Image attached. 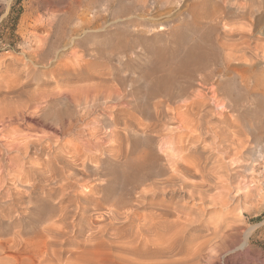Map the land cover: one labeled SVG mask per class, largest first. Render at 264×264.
<instances>
[{
  "label": "rangeland",
  "instance_id": "374dc122",
  "mask_svg": "<svg viewBox=\"0 0 264 264\" xmlns=\"http://www.w3.org/2000/svg\"><path fill=\"white\" fill-rule=\"evenodd\" d=\"M216 1L159 0L151 17L147 0H0V264H264V167L220 141L252 147L243 133L264 123V0H229L221 18ZM244 34L253 63L228 69L223 47ZM178 135L195 141L182 154ZM181 156L210 170L207 205L175 186L157 233L153 183ZM229 184L240 195L210 203Z\"/></svg>",
  "mask_w": 264,
  "mask_h": 264
},
{
  "label": "bare ground",
  "instance_id": "6f19581e",
  "mask_svg": "<svg viewBox=\"0 0 264 264\" xmlns=\"http://www.w3.org/2000/svg\"><path fill=\"white\" fill-rule=\"evenodd\" d=\"M159 0H147L146 3H144L140 10L143 13L148 14L149 16L153 17V13L154 11L159 7V2H157ZM229 2V0H220V1H216L215 3V11L216 13L219 14V18H221L222 16L226 17V16H230L233 17L234 14L231 12H227L226 10V4ZM94 4L97 5V2H95ZM85 6V5H84ZM120 6V5H119ZM95 8V5L93 6ZM92 7V8H93ZM122 7V5H121ZM114 8V7H113ZM123 8V7H122ZM119 9V8H118ZM122 10V9H121ZM245 10V9H244ZM123 11V10H122ZM240 11V10H239ZM238 11V12H239ZM102 14H100V12H98L97 10H93L91 13V16L88 19H83L80 20L81 25L84 27V29L86 28V26H93L94 24L100 25L99 21L101 22L100 18ZM82 18V17H81ZM149 18V17H148ZM80 19V18H79ZM103 20V19H102ZM153 20V19H152ZM220 20V19H219ZM147 21H149L147 19ZM157 21V20H156ZM261 21L262 19H259L257 24L261 25ZM73 22V21H72ZM153 22V21H152ZM222 22V21H221ZM150 23V22H149ZM214 23V22H213ZM216 23V22H215ZM79 24V23H78ZM80 25V24H79ZM155 24H152L151 27L154 29ZM158 25V24H157ZM158 26L161 27V29L159 30L160 32L165 31L166 25L163 24V22H161ZM157 26V27H158ZM80 28V26H77ZM210 27V26H209ZM91 28V27H90ZM117 28V27H116ZM212 29V28H211ZM77 30V29H76ZM79 30V29H78ZM77 30V31H78ZM81 30V29H80ZM94 30V29H93ZM145 31V30H144ZM170 31V30H169ZM180 31V30H179ZM214 31V30H213ZM215 32V31H214ZM72 33V32H71ZM151 35V34H150ZM251 36V35H250ZM249 34H244L242 35V37H240V39L238 40H234V42H231L230 45H228V47H223V49H229L227 54H226V61L228 62V69L234 67L233 65L231 66V64H242V63H248L251 62V60L248 58L247 52L246 50L250 47V37ZM76 40V39H75ZM258 45H256L257 47ZM261 46V45H260ZM259 48V47H258ZM264 57V56H263ZM234 62V63H233ZM253 63V62H251ZM250 63V64H251ZM249 66H247L246 71H249ZM252 65V64H251ZM236 66V65H235ZM235 71V70H234ZM249 73V72H248ZM259 73V72H258ZM221 74V73H220ZM231 77V76H230ZM250 77V76H248ZM230 79V78H229ZM256 79V78H255ZM227 80V79H226ZM244 80V79H243ZM171 81V80H170ZM233 81V80H232ZM258 81V80H257ZM226 82V81H225ZM235 82V81H234ZM250 82V81H249ZM217 83V82H216ZM262 83V82H261ZM222 84V83H221ZM241 86L243 87L244 85L242 83H240ZM238 85V84H237ZM226 86V85H225ZM220 87V84H219ZM227 87V86H226ZM225 87V88H226ZM241 87V88H242ZM257 87V86H256ZM261 87V86H260ZM130 88V87H129ZM245 88V87H244ZM227 89V88H226ZM260 90V89H259ZM77 91V90H76ZM126 91V90H125ZM248 91V90H247ZM181 92V91H180ZM209 92V91H208ZM236 92V91H235ZM253 92V91H252ZM260 92V91H259ZM263 92V91H262ZM261 92V93H262ZM211 97L210 100L213 101L211 102V104L213 103L215 107H217V109H223L224 108V104L220 103L218 101V91L217 89L211 88L210 92ZM113 94V93H112ZM226 94V93H225ZM264 94V93H263ZM247 95V94H246ZM85 96V95H84ZM129 96V95H128ZM208 93L206 94L205 92H199L197 93L196 97H198L197 100H201L204 101L207 99ZM84 98V97H83ZM228 98V97H227ZM247 98V97H246ZM116 99V98H115ZM73 100V98H72ZM108 100V99H107ZM195 100V99H194ZM108 102V101H107ZM111 102V101H110ZM177 103V102H176ZM99 104V103H98ZM185 104V103H184ZM91 105V104H90ZM107 106V105H106ZM105 108V107H104ZM134 109V108H133ZM168 111V110H167ZM84 113V112H83ZM168 113V112H167ZM165 114V113H164ZM176 114V113H175ZM166 115V114H165ZM158 116V115H157ZM166 117V116H165ZM184 117V116H183ZM167 118H169V122L170 125H172V128H175L176 130H181L184 129L187 131H191V133H195L196 132V127L195 124H192V118L191 116L187 115L186 116V120L188 121L187 124H181V126H175L177 120L180 119L176 116L173 115L172 117L168 114ZM80 119V118H79ZM182 119V117H181ZM47 120V119H46ZM199 121V120H198ZM264 121V119H263ZM262 121V122H263ZM183 122V121H182ZM173 123V124H172ZM186 123V122H185ZM63 125V124H62ZM72 125V124H71ZM166 125V124H165ZM73 126V125H72ZM76 126V125H75ZM168 126V125H167ZM200 127V126H199ZM114 129V128H113ZM73 131V130H72ZM155 132V129L153 130ZM170 132V131H169ZM168 132V133H169ZM180 132V131H179ZM178 132V133H179ZM245 133L243 137H249V135L252 137V142L254 144V146L252 147H248L246 146L247 144L245 143V141H243L242 139V134L241 133H234V135H222L220 137V141L222 143V145L224 144L226 147H230L233 152H235L234 154L236 156H240V157H244L246 155H250L251 157V162L252 165L258 166V165H263L264 167V123L262 124V126L260 128H258V130L252 129V127H249L246 131H244ZM175 133V132H174ZM69 134V133H68ZM166 134V133H165ZM200 134V133H198ZM202 134V133H201ZM241 134V135H240ZM192 135V134H191ZM204 135V134H203ZM211 135V134H209ZM216 136H219L220 133L216 132L215 134ZM197 136V135H196ZM202 136V135H201ZM208 136V135H207ZM69 137V136H68ZM165 137V135H164ZM166 137H168V135H166ZM170 137V136H169ZM188 137H184L182 135H178L177 139H179V143L181 144L180 146V153L182 154L186 149V142ZM190 141H194V137H189L188 138ZM251 139V138H250ZM74 140V139H72ZM23 141V140H22ZM247 141V140H246ZM70 143V141H69ZM179 144V145H180ZM78 145V143L76 144ZM79 146V145H78ZM28 147V146H27ZM193 148V147H192ZM196 148V147H195ZM229 148V149H230ZM231 150V151H232ZM230 153V152H229ZM229 153H225V154H229ZM147 154V153H146ZM173 154V153H172ZM226 156V155H225ZM234 156V155H233ZM174 158V157H173ZM224 154H218V155H213V154H209L207 157V160H211L213 161V165L214 167H211L210 170H215L216 168H224ZM169 160V158H168ZM250 162V163H251ZM250 163H246L245 166H239L238 168H243L245 171H250L251 169L248 168V166L250 165ZM167 164V163H166ZM169 166H170V176L167 177V179L164 180V182L160 183V186L157 182L153 183L154 186V191L152 194V203H153V208H154V212L148 216L144 215L143 216V222L145 221H151L153 222V226L155 231L158 233L159 231H161L163 229V222L166 223V219L165 217L169 215V213H165V210L162 208L163 204L162 202L159 201L160 197L165 195L166 192L168 194V192L171 190L174 193L176 192L175 186H177L179 191H185L188 195V197L192 200L195 199H199V204L205 206L207 205V200L205 198V192L203 191V189L205 188V182H207V175L210 170L207 169L206 167L203 166V163L201 162V158L198 157L197 161L194 163H191L189 161H187L185 159V157L181 156V157H177L176 159H171L169 160ZM251 168V167H250ZM255 171L254 169L252 170V172ZM2 172V171H1ZM210 174V173H209ZM259 175V174H258ZM213 176V175H212ZM261 176V174H260ZM211 177V176H209ZM193 178H199L200 181L198 182H191L190 180ZM260 178V177H259ZM228 180H230V178H228ZM221 183V182H220ZM219 183V184H220ZM205 184V185H204ZM215 184V183H214ZM217 185V184H216ZM169 190V191H168ZM233 184H229L227 185V188L225 189L224 193H221L220 195V199L219 200H215L213 199L212 202L210 203H214L213 205H222L225 206L229 203L230 200L235 199V197H238L239 195H233ZM150 195V194H149ZM218 195V194H217ZM250 196V195H249ZM255 197V196H254ZM188 198V199H189ZM218 198V197H217ZM209 202V201H208ZM166 208V207H165ZM167 211V209H166ZM136 217L138 218V220H142L140 217V214H135ZM127 216V215H126ZM130 221V220H129ZM224 235L225 233L219 232V231H214V234H212V239H215V237H217V235ZM221 235V236H222ZM225 236V235H224ZM248 236L249 234H246L244 237V241L243 243L236 248L237 250H240L244 247H247L248 244ZM238 241V240H237ZM221 246V245H220ZM225 247V245L223 246ZM222 248V247H221ZM223 249V248H222ZM235 249V250H236ZM164 254V253H163Z\"/></svg>",
  "mask_w": 264,
  "mask_h": 264
}]
</instances>
